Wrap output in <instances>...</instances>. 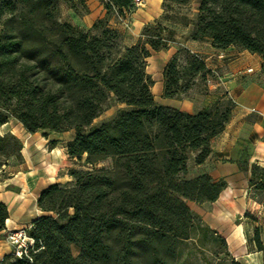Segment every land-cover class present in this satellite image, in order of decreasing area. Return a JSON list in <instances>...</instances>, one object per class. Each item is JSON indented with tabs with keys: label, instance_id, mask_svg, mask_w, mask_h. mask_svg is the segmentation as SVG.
Returning <instances> with one entry per match:
<instances>
[{
	"label": "trees",
	"instance_id": "16d2710c",
	"mask_svg": "<svg viewBox=\"0 0 264 264\" xmlns=\"http://www.w3.org/2000/svg\"><path fill=\"white\" fill-rule=\"evenodd\" d=\"M98 1L106 15L84 29L60 18V3L74 7L75 0H0V127L14 119L29 133L71 131L67 156L85 167L68 168L71 182L40 192L44 214L28 230L33 246L0 264H175L179 245L192 237L187 201L213 202L225 187L206 172L185 175L189 159L200 165L210 155L233 100L224 92L194 113L160 105L146 58L176 43L175 22L188 28L186 39L233 45L264 60V0H197L194 18L169 13L170 4L187 0H163L160 19L131 46L118 44L107 18L124 16L133 0ZM179 47L163 69V97L179 98L197 76L213 75L201 55ZM182 50L188 59L179 64ZM111 98L125 107L94 123ZM22 148L18 136L0 133V181L22 163ZM248 185L264 195V167L249 166ZM7 217L0 202V239ZM244 217L257 218L248 210ZM251 242L264 255L257 228Z\"/></svg>",
	"mask_w": 264,
	"mask_h": 264
},
{
	"label": "crops",
	"instance_id": "0c3cea01",
	"mask_svg": "<svg viewBox=\"0 0 264 264\" xmlns=\"http://www.w3.org/2000/svg\"><path fill=\"white\" fill-rule=\"evenodd\" d=\"M77 1L75 0L74 7L66 3L62 5L66 13L64 20L88 29L95 21L105 17L106 10L100 1L83 0L82 5ZM162 2L163 0H143L142 7L125 11L124 16L110 12L107 25L117 31L122 46H131L138 41L145 25L160 19L163 13ZM173 28L177 31L176 43L164 50H150V55L146 58V72L153 79L151 92L158 104L189 113L208 106L224 92L233 100L234 107L229 120L224 129L211 140L210 155L202 164L196 165V168L201 173H208L213 180L225 181V187L220 191L218 198L209 202L212 212L206 216L207 224L227 240L230 251H237L243 247L245 249L240 236L241 229L230 228V223L244 216L247 208L246 200L250 188L249 166L254 163L264 167V60L256 53L233 45L220 49L213 47L208 41L186 39V36L179 39L180 36L188 34V28L180 26ZM178 45L202 56L206 67L220 80V83L213 84L214 87L219 86L222 92L217 94L209 85V90L195 97H163V69L177 52ZM249 68L251 71L248 72ZM154 74L157 78H154ZM23 130L25 131L24 128ZM8 131L14 133L12 130ZM52 134H56L58 137L55 138L58 140L50 139ZM71 135L72 132L69 131L62 134L51 132L43 136L44 141L50 144L48 143V148L43 144L44 152L41 154L43 170L39 177L33 182L25 181L19 185V194L16 190L13 192L17 196L15 198L7 195L9 190H0V202L5 203L8 208L5 227L1 231L3 238L0 239V260L11 252L4 239L6 231L30 227L33 219L44 214L37 206L40 192L49 184L71 181V178L67 177L71 159L67 156L65 148V142ZM51 141L55 143L51 144ZM22 143L23 161L20 165H27L28 155H31L30 148L25 142ZM245 162L248 165L247 170L242 168ZM12 176L4 179V186L10 185ZM4 193H7L6 196ZM259 203V213L262 215L261 218H264V211L260 209L264 204V195ZM253 254L262 257L260 251L254 250Z\"/></svg>",
	"mask_w": 264,
	"mask_h": 264
},
{
	"label": "rangeland",
	"instance_id": "374dc122",
	"mask_svg": "<svg viewBox=\"0 0 264 264\" xmlns=\"http://www.w3.org/2000/svg\"><path fill=\"white\" fill-rule=\"evenodd\" d=\"M196 1L197 0H187L184 4H170L169 13L170 15H176L179 17L181 15H186L189 18H194L196 15ZM64 3H60V18L64 20L66 13L63 11L62 5ZM172 24V25H171ZM169 25V24H167ZM170 25L172 27H184L179 23L171 22ZM177 34V31L175 30ZM186 35L180 36L179 39H184ZM120 40V39H119ZM118 42V41H117ZM121 45V42H118ZM179 48H183L181 45ZM188 55L185 51L182 50L179 56V64H183L187 61ZM154 78L157 76L154 74ZM220 83L218 76L213 73L212 76H208L206 80L201 79L197 76L191 86L188 88L186 93H184L181 97H195L197 94H202L206 92L209 85L212 87L213 91L216 90V93L222 92L219 86L214 87L213 84ZM215 89H214V88ZM151 89V88H150ZM125 105L123 103H118L114 101L113 98L109 99L106 102V108L104 111L94 119V123H98L102 120H106L112 117L119 109L124 108ZM8 130H12L16 136H18L23 142L26 143L30 149V156L28 155V164L27 165H15L7 168L9 175H7L4 179L11 177L10 185L4 186V179L0 181V190L4 191L9 190V192L4 193L3 195H11L12 197H17L13 192L18 191L19 194V185L24 183L25 181L33 182L36 178L39 177L41 171L43 170L41 154L43 151V144L48 148L50 142H45L43 139V132L37 131L35 134H27L21 124L14 120L10 119L6 124L0 127V133H4ZM51 133V132H48ZM67 135V134H66ZM56 134H52L50 139H54ZM58 137V136H57ZM57 139V138H55ZM58 140V139H57ZM110 160L107 159L98 164L107 165ZM29 168H28V167ZM70 167L76 168H85L81 165V162L77 160L70 161ZM18 171V172H17ZM61 173H65V171H61ZM194 164L192 158L188 161V172L185 175L187 178H192L198 174H200ZM11 174V175H10ZM70 178V176L67 175ZM71 181H62L61 183H69ZM16 190V191H15ZM11 191V192H10ZM23 197V196H19ZM262 195L258 193L254 187L249 188V192L247 195V208L250 215L256 216V220L250 219L248 217L242 216L240 219L237 218L232 223H230V228L232 229H241V239H243V246H245L237 251H230L229 245L227 244V240L223 238L216 230H213L209 227V224L206 222V216L212 212L210 209L209 202L196 203L193 201H187V205L190 209L193 228H192V237L184 240L179 245L178 255L176 258L175 264H262L264 262V255L260 258L259 256L253 254L254 250H256L251 242L253 237V232L257 228L260 232V238L262 242H264V218H261V213H259V201L261 200ZM20 204V202H19ZM18 205V204H17ZM30 206V205H29ZM33 206V205H31ZM261 206V205H260ZM264 211V204H262L261 208ZM245 210V211H246ZM261 212V210H260ZM224 239V241H223ZM8 245V244H7ZM9 246V245H8ZM11 249V248H10ZM253 250V251H252ZM71 251L74 255L77 254L78 249L74 245L71 247ZM252 252V254L250 253Z\"/></svg>",
	"mask_w": 264,
	"mask_h": 264
},
{
	"label": "built area",
	"instance_id": "2783aa9c",
	"mask_svg": "<svg viewBox=\"0 0 264 264\" xmlns=\"http://www.w3.org/2000/svg\"><path fill=\"white\" fill-rule=\"evenodd\" d=\"M143 6V0H133V9ZM251 71V68L247 69ZM29 227L8 229L5 233V241L11 248V253L16 257L27 256L33 246L34 239L28 234Z\"/></svg>",
	"mask_w": 264,
	"mask_h": 264
}]
</instances>
